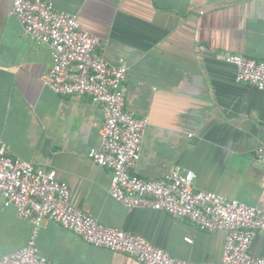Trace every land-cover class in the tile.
<instances>
[{
	"label": "crops",
	"instance_id": "obj_1",
	"mask_svg": "<svg viewBox=\"0 0 264 264\" xmlns=\"http://www.w3.org/2000/svg\"><path fill=\"white\" fill-rule=\"evenodd\" d=\"M49 1L78 15L111 64L128 65L125 107L149 117L133 173L160 179L180 165L196 174L197 189L264 209V160L257 151L264 145V89L238 81L237 67L217 56L264 59V0ZM12 4L0 0V143L12 157L56 169L72 204L103 224L177 257L220 260L224 232L163 210L129 208L110 195L112 170L88 156L100 144L103 106L88 96L58 95L43 82L52 48L25 32L10 14ZM34 231L0 196V253L22 249ZM37 247L57 264H143L52 221H44ZM250 252L264 256V231Z\"/></svg>",
	"mask_w": 264,
	"mask_h": 264
},
{
	"label": "built area",
	"instance_id": "obj_2",
	"mask_svg": "<svg viewBox=\"0 0 264 264\" xmlns=\"http://www.w3.org/2000/svg\"><path fill=\"white\" fill-rule=\"evenodd\" d=\"M10 14L22 22L32 39L51 46L53 65L42 75L46 85L58 95L88 96L103 106L100 144L90 148L88 156L112 170L110 195L129 208L163 210L188 218L201 229L222 231L225 243L218 261L174 256L141 235L107 226L76 208L69 185L58 178L56 169L12 157L7 145L0 143V196L5 205H14L21 218L35 225L26 246L0 253V260L5 264H57L37 247L44 221H52L93 245L126 253L143 264H264V256L250 252L255 236L264 231V209L216 191L197 189L196 174L180 165L160 179H146L132 172L142 158L149 117L137 116L125 107V61L111 64L98 50L99 37L82 27L78 15L59 10L49 0H13ZM217 56L237 67L238 81L264 89V59L228 51ZM257 151L264 160V145ZM185 240L193 242L191 236Z\"/></svg>",
	"mask_w": 264,
	"mask_h": 264
}]
</instances>
